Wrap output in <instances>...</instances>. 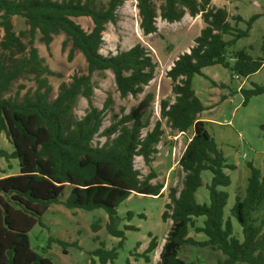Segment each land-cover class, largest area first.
Segmentation results:
<instances>
[{"label":"trees","instance_id":"trees-1","mask_svg":"<svg viewBox=\"0 0 264 264\" xmlns=\"http://www.w3.org/2000/svg\"><path fill=\"white\" fill-rule=\"evenodd\" d=\"M136 1L144 35L158 30L159 16L173 23L189 13L194 17L201 15L205 23L190 50L181 53L167 70L175 98L160 100L161 117L145 135L143 130L150 124L146 114L155 99L153 92H146L128 113L113 112L110 125L103 130L113 99L108 97L102 108L93 102L96 73L111 71L123 98L144 93L156 76L158 62L142 43L108 55L101 52L107 25L117 22L118 9L125 0H108L103 6L97 0H0V131L5 132L14 147L11 152L0 147V170L1 159H17L19 164L17 174L0 178V264H54L50 257L31 247L29 237L38 222L44 224L43 215L53 203H64L69 209L105 210L107 231L120 241L111 249L101 242L91 254L100 264H116L118 248L125 243V230H137L132 225L119 228V205L132 193L160 196L164 187L152 183L156 177L152 170L142 177L135 167L137 156L151 166L165 133L163 119L173 131H192V136L179 159L185 174L183 186L180 190L170 189V201L162 214L172 224L156 264H187L180 256L187 244L221 251L225 258L218 264H264V219L255 217L264 201V172L252 162L247 163L250 173L245 192L236 196L231 216L226 217L230 195L222 187L232 183L226 169L234 170L237 165L228 162L210 134L208 121L201 117L208 107L193 88V77H207L203 69L208 66L222 65L233 76L243 78L264 66V33L262 54L255 56L242 48L227 55L239 39L249 36L253 22L264 13L245 20L241 15H231L224 6L213 5L212 0H162L159 6L157 0ZM13 16L22 17L29 28L17 33ZM82 16L93 21L91 30L75 20ZM242 21L247 25L245 29L238 26ZM38 33L47 46L55 35L65 34L72 44L69 58L79 50L87 62V72L75 73L69 82H62L54 97L49 77L62 75L45 65L35 45ZM226 35L230 38L226 39ZM249 48L253 49V45ZM26 73L35 76L33 94H25L21 100L7 97L13 82ZM239 90L246 104L252 96L263 94L264 86ZM80 97L87 99L89 108L83 117L69 122ZM100 134L106 141L94 144ZM207 170L212 173L207 185L210 200L201 203L196 193L203 185L202 173ZM67 185L71 191L62 201L60 197ZM127 216L131 218L133 213L129 211ZM200 217H204L203 223L197 225ZM233 217L242 227V238L235 235ZM100 221L92 225L93 231L101 228ZM192 227L207 239L198 241L191 237ZM150 237L147 248L138 254L146 262L158 246L157 238ZM91 264H95V258ZM126 264H132L130 259Z\"/></svg>","mask_w":264,"mask_h":264},{"label":"rangeland","instance_id":"rangeland-1","mask_svg":"<svg viewBox=\"0 0 264 264\" xmlns=\"http://www.w3.org/2000/svg\"><path fill=\"white\" fill-rule=\"evenodd\" d=\"M108 0H97L100 6ZM162 0H157V5ZM218 6H224L231 15H241L248 20L254 14L264 13V0H212ZM214 5V4H213ZM86 30L93 28L91 18L82 16L75 19ZM12 21L17 33L27 30L29 26L22 17L13 16ZM140 17L136 0H125L118 9V20L109 23L104 32V44L101 52L105 55L126 50L137 43H142L152 53L158 62L155 78L145 88V92L137 97L129 95L121 97L117 91L114 75L111 71L96 73L93 77L95 84V95L93 102L99 108L104 106L108 97H112L113 104L104 120L102 130L110 125L113 112L124 111L128 113L132 106L136 105L146 92H153L155 99L146 117H150L149 126L143 130L145 135L151 130L155 122L160 119V100L167 98L174 100L171 79L167 76V70L172 66L174 60L180 53L187 51L194 45V39L200 34L205 26L201 15L191 16L187 13L180 21L168 22L160 16L157 18L158 30L155 33L144 35L140 28ZM234 23V21H233ZM242 29L247 27L245 21L239 22ZM264 33V15L257 18L250 30L249 36L241 38L228 51V57L233 50L247 48L253 55L262 54L261 44ZM229 39V35L225 36ZM35 45L45 65L52 70L61 73L60 76H50V82L54 88L53 97L56 96L62 82H69L75 73H86L87 62L84 55L76 50L73 58H69L72 49L71 41L63 33L55 35L53 41L47 46L41 40V34H37ZM253 45V49L249 48ZM203 75L196 74L193 77V88L204 104L208 107L202 118L207 122L210 134L215 138L220 149L223 150L229 163H234L237 168L226 169L231 176L232 183L228 187H222L229 192L228 204L225 208V216H231L230 209L235 203L237 195H243L249 176L248 162L261 168L264 172V93L252 96L248 103L243 104L244 96L240 88H252L254 85L264 86V66L253 75L247 77L233 76L231 71L222 65H213L204 68ZM216 83L214 85L213 83ZM224 86H221V85ZM36 79L33 74L26 73L17 78L9 91L7 97H17L19 100L25 94H33L36 88ZM223 96V98H222ZM89 108L85 97L77 101L69 122L83 117ZM165 130L161 141L157 145L158 152L154 154L151 166L147 165L141 156L135 158V167L146 176L152 170L156 177L152 183L163 184L160 196L132 193L118 207L120 217L119 228L125 229V225L137 227V230H125L126 239L122 247L118 248L116 264H126L130 259L132 264H156L160 258V252L170 230L172 220H164L162 214L165 205L170 201L169 192L171 188L180 190L183 186L184 172L179 165V159L192 136V131L179 133L173 131L163 119ZM106 137L97 135L94 144H103ZM0 147L13 151L14 147L8 140L4 131H0ZM19 164L17 159L9 162L1 159L0 178L17 174ZM203 185L198 189L196 195L199 202H209V190L207 185L212 179L211 171L202 173ZM71 191L67 185L61 200L64 201ZM131 211L133 216L129 218L127 213ZM255 217L264 219V201L256 211ZM101 219V228L95 232L92 225ZM204 217L196 219L197 225H202ZM43 225L39 222L29 233L31 247L52 259L54 264H91L95 258V264H100L98 258L91 254L92 251L105 242L106 247H116L119 238L109 234L106 228L108 215L102 208L84 210L81 208L69 209L64 203H53L43 215ZM235 235L242 238V227L233 217ZM153 235L157 238L158 246L150 253L151 260L146 262L144 258L138 257L148 246ZM190 236L198 241L207 239L206 235L196 232L190 228ZM53 239H60L66 244H60ZM73 243H77L75 246ZM180 256L187 264H218L225 255L210 246H199L187 244L183 246Z\"/></svg>","mask_w":264,"mask_h":264},{"label":"crops","instance_id":"crops-1","mask_svg":"<svg viewBox=\"0 0 264 264\" xmlns=\"http://www.w3.org/2000/svg\"><path fill=\"white\" fill-rule=\"evenodd\" d=\"M212 4L215 5V3H212ZM216 6H218V5H216ZM218 7H221V6H218ZM189 50H190V49H188L187 51H189ZM182 53H183V52H182ZM180 54H181V53H180ZM177 58H178V56L176 57V59H177ZM176 59H175V60H176ZM173 64H174V62H173ZM173 64H172V65H173ZM170 68H171V67H170ZM170 68H169V69H170ZM205 68H206V67H205ZM203 70H204V69H203ZM245 79H246V78H245ZM205 105H206V104H205ZM204 111H205V110H204ZM204 111H203V112H204ZM203 112H202V113H203ZM202 113H201V117H202Z\"/></svg>","mask_w":264,"mask_h":264}]
</instances>
